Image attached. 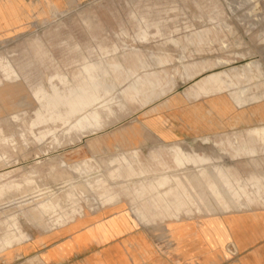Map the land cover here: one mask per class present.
<instances>
[{"label":"rangeland","instance_id":"374dc122","mask_svg":"<svg viewBox=\"0 0 264 264\" xmlns=\"http://www.w3.org/2000/svg\"><path fill=\"white\" fill-rule=\"evenodd\" d=\"M25 9L0 33V251L55 239L81 217L132 211L163 234L180 216L264 207V0H26ZM210 72L218 95L189 100L186 89ZM144 73L164 76L146 107L145 87L130 89ZM78 87L94 102L56 112ZM87 116L99 132L83 131ZM225 157L247 158L249 173ZM224 250L239 254L231 241Z\"/></svg>","mask_w":264,"mask_h":264},{"label":"crops","instance_id":"0c3cea01","mask_svg":"<svg viewBox=\"0 0 264 264\" xmlns=\"http://www.w3.org/2000/svg\"><path fill=\"white\" fill-rule=\"evenodd\" d=\"M25 1L0 0V33L21 24L26 10ZM248 63L251 61L244 64ZM214 74L210 72L193 80L194 87L186 89V97L189 100H197L218 95V91L221 90L220 80ZM163 77V73H144L133 79L144 82V85L136 83L130 87L131 91L135 92L141 91L142 86L145 87L143 91L145 94L141 95L143 98L138 100L140 104L146 107L152 103V99L160 96L154 81L163 80ZM89 87L94 89V85ZM75 91L76 95L81 97V108L77 110L72 100ZM65 97L64 105L56 104V112L64 111L67 114L68 110L79 111L94 102L93 94L87 93L83 87L66 89ZM123 99L133 100L129 95ZM230 103L233 105V101ZM85 123L82 127L84 132L88 131L90 134L99 132L91 118L88 117ZM260 124L261 122L257 127L259 135ZM73 127L72 123L70 128ZM155 139L157 143L158 140L163 143L172 142L171 139L160 136H156ZM234 139L229 137L210 142L204 139L202 143L214 145L217 141ZM204 151L210 153L214 150L203 149L197 154ZM213 158L216 159L217 156L211 155L210 159ZM196 159L200 162L204 160L201 156ZM225 161L240 163L238 167L233 164L239 176L243 177L249 173L247 158L228 160L225 157ZM244 170L246 173L241 172ZM213 173V169L210 168V174ZM172 220L167 233L153 234L145 228L148 225L144 226L137 221L132 211L129 215L114 213L93 219L77 218L58 231L55 239L35 237L1 250L0 264H264V207L242 208L211 216L184 215ZM229 241L235 244L239 252L235 259H229L224 250V245Z\"/></svg>","mask_w":264,"mask_h":264},{"label":"built area","instance_id":"2783aa9c","mask_svg":"<svg viewBox=\"0 0 264 264\" xmlns=\"http://www.w3.org/2000/svg\"><path fill=\"white\" fill-rule=\"evenodd\" d=\"M226 251L227 253L232 254V255L236 254V249L232 244H228L226 246Z\"/></svg>","mask_w":264,"mask_h":264},{"label":"bare ground","instance_id":"6f19581e","mask_svg":"<svg viewBox=\"0 0 264 264\" xmlns=\"http://www.w3.org/2000/svg\"><path fill=\"white\" fill-rule=\"evenodd\" d=\"M90 118V117H89Z\"/></svg>","mask_w":264,"mask_h":264}]
</instances>
